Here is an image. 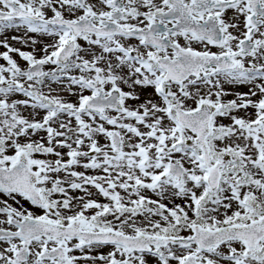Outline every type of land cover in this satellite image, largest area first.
Here are the masks:
<instances>
[{"label": "snow or ice", "instance_id": "snow-or-ice-1", "mask_svg": "<svg viewBox=\"0 0 264 264\" xmlns=\"http://www.w3.org/2000/svg\"><path fill=\"white\" fill-rule=\"evenodd\" d=\"M0 264H264V0H0Z\"/></svg>", "mask_w": 264, "mask_h": 264}]
</instances>
